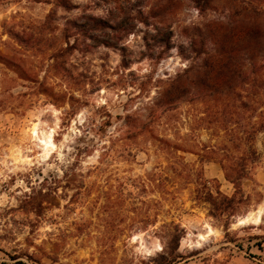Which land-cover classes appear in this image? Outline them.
<instances>
[{"label":"clouds","instance_id":"1","mask_svg":"<svg viewBox=\"0 0 264 264\" xmlns=\"http://www.w3.org/2000/svg\"><path fill=\"white\" fill-rule=\"evenodd\" d=\"M0 264H264V0H0Z\"/></svg>","mask_w":264,"mask_h":264}]
</instances>
